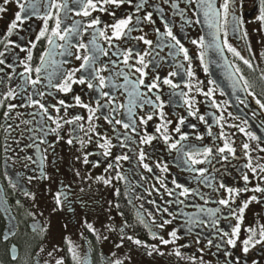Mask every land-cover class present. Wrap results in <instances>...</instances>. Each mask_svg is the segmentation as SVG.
Instances as JSON below:
<instances>
[{"label": "snow or ice", "instance_id": "obj_1", "mask_svg": "<svg viewBox=\"0 0 264 264\" xmlns=\"http://www.w3.org/2000/svg\"><path fill=\"white\" fill-rule=\"evenodd\" d=\"M181 2L185 7H180ZM13 3L17 10L0 34V109L4 121L0 128L4 130L6 167L8 160L13 159L9 153L19 158V152L33 149L36 158L26 154L23 159L37 164L40 179H48L44 171L47 153L51 149L54 154L56 145L63 141L79 153L73 163L85 169L82 175L80 169L74 168V176L87 184L89 190L92 184L111 189L109 213L116 209L122 220L117 225L109 215L104 227L109 233L118 234L117 248H123L128 241L143 249L147 256L175 257L177 264H211L206 259L208 253L216 257V264H264V211L255 213L251 219L246 215L254 205L264 209V134L228 123L229 118L240 120L250 128L251 120L264 116V100L251 90L252 84L238 65L226 63V79L232 94L238 105L249 109L251 117L238 105L236 115L228 112L225 117L226 109L215 98L220 87L217 81L209 80L208 85L214 87L206 91L203 81L191 83L195 79L192 57L174 32V19L161 6L168 5L173 17H180L181 30L196 24L209 29L207 36L191 40L200 49L198 58L205 73L209 70L207 53L215 52L224 58L225 49L255 72L259 65L253 63L256 53L252 52L251 44L248 58L227 39L229 30L237 38L241 33L245 39L248 36L243 16L246 0H222L219 4L217 0H0V18L10 11ZM254 7L256 14L251 22L264 32V0H254ZM189 11L191 17L187 15ZM33 20L41 21L35 33L25 27ZM148 26L149 31H145ZM150 34L157 39L149 38ZM41 42L45 47L34 65V52ZM163 48L169 49L167 57L160 56ZM180 54L188 62L187 67L175 62ZM260 57L264 60V52ZM74 61L79 62L78 66L66 67ZM163 64L176 70L162 76L159 69ZM260 79L264 80V69L260 70ZM224 94L221 88V95ZM197 96H203L208 108L215 111L202 113ZM249 97L256 109L251 108ZM179 107L184 108V114H176L173 119ZM25 116L29 118L22 119ZM193 120L197 123H192ZM198 124L206 126L207 136L213 137L211 144L188 143L192 136L204 140L205 134L197 131ZM260 124L264 125V120ZM214 125L220 129L218 134L212 131ZM225 128L235 132H226ZM237 133L247 138L239 145L234 139ZM25 136L28 142L21 144ZM157 143L163 144L169 154L175 153L172 163L190 174L189 184L194 183L195 187L181 183L176 177L169 180L168 161L153 157ZM240 160L243 162L232 163ZM124 162L131 167L125 169ZM101 168L99 175L92 174V170ZM137 169L143 172L133 182L129 174L135 177ZM225 176H231L232 182ZM34 178L28 176L29 182ZM9 183L24 197L35 199L22 184L11 180ZM121 183L123 192L118 186ZM201 186L208 191H202ZM141 188L154 198L145 199L143 192L136 191ZM62 189L65 190L53 196L54 210H63L65 204L71 210V185H62ZM80 191L83 193L85 189L81 187ZM122 196L136 209V223L148 230L154 243L140 239L133 231L134 226L123 219L124 213L119 211ZM136 201L140 203L137 205ZM145 203L152 208H145ZM16 204L22 206L19 200ZM189 208L194 211H187ZM0 212L9 221L3 235L7 242L16 227L8 200L2 194ZM30 214L34 220L30 225L32 231L44 232L46 228L35 220L36 214ZM84 226L97 239H108L101 237L86 219ZM67 243L72 264H87L71 241ZM193 246H196L194 253L184 251ZM8 255L12 261L19 259L16 245H11ZM130 259L127 254L123 259L115 253L103 256L104 264H125ZM56 264H65V258L56 259Z\"/></svg>", "mask_w": 264, "mask_h": 264}, {"label": "flooded vegetation", "instance_id": "obj_2", "mask_svg": "<svg viewBox=\"0 0 264 264\" xmlns=\"http://www.w3.org/2000/svg\"><path fill=\"white\" fill-rule=\"evenodd\" d=\"M222 0H217V3H221ZM164 8V11L168 16L174 19L175 27L174 32L182 39V42L185 44V47L188 48L189 54L192 57L191 63L192 68L195 73V79L191 83L196 84L197 81H203V87L205 91L208 87H214V85H208L209 80H213L209 70L208 73H205L203 70V65L200 63L198 58V49L195 45L191 43L192 39H198L201 34V29L199 24L188 25L181 30L182 21L179 16L173 17L172 10L168 5H161ZM180 7H185L184 3L181 2ZM16 6L13 3L10 5V11L4 14L3 18H0V34L4 33L6 30L7 23L14 17L16 11ZM151 10V9H149ZM256 14V9L254 7V0H246L245 7L243 9V16L246 21L244 27L247 29L248 36L245 39L241 33L240 37L237 38L235 35L230 33L228 35V42L235 47L238 51L241 52L245 57L251 58L248 45L251 44L252 52L256 53L255 59H253L254 65H259V68L255 72L249 70L245 65L242 64L238 58L234 57L230 52L225 49L224 53L230 64L238 65L243 75L249 82L252 84V91H254L258 98L264 100V80L260 79V70L264 68V60L261 59L260 54L264 52V32L258 31L259 25L251 22ZM189 17L192 16L191 11L187 13ZM71 23V20L68 21ZM41 21L33 20L29 25L25 27H30V30L35 33L38 32ZM149 27L145 28V31H149ZM163 31V28H161ZM134 33L133 35H136ZM25 35V33H21ZM149 38L154 41L157 39L155 34H150ZM223 39V34H221ZM16 39V37H13ZM45 44L41 42L38 44L37 49L34 52V65L38 63L39 53L44 49ZM143 47V46H142ZM169 49L163 48L160 50V56L167 57ZM24 54L21 53V56ZM176 63H183L187 67L188 62L183 60L182 54L175 61ZM79 62L74 61L73 64L66 65V67L78 66ZM176 70L173 67H169L167 64H163L159 69L162 76H166L169 71ZM107 75V73H105ZM177 80L180 78L177 77ZM122 82V81H119ZM167 92L168 89L165 88ZM119 95V93H118ZM200 104L202 113H208L209 111H215L214 109H209L203 96L196 97ZM215 98L218 102L221 103L222 109L224 111L225 117H227L228 112H232L234 115L237 114L232 108L230 102L225 97L221 95V91L217 88L215 92ZM123 99V97H121ZM228 101V104L224 102ZM251 102V108L256 109L257 106L255 102L249 97ZM236 106L238 102L235 101ZM243 112L248 113V116L251 117V112L248 108H245L243 105H238ZM19 111H24L19 109ZM77 111H83L77 109ZM166 111L171 112V109H166ZM3 110L0 109V124H3ZM87 115L86 113H84ZM176 114H184V108L179 107L175 109V112L172 115V118H176ZM29 117L25 116L22 119H27ZM264 120V116H259L256 120H251V125L253 124L261 135L264 134V125L260 124V121ZM192 123H197V121H191ZM211 123V121H210ZM229 124L238 123L242 127L248 128V130L253 131L252 127L242 124L240 120L228 119ZM24 126L21 125V128ZM154 127V125H150ZM186 131L191 132V129H185ZM218 126H213V133L218 134ZM19 130H17L18 132ZM197 131L199 133L205 134L203 141H198L192 136L188 143L192 145L202 146L212 143L213 137L207 136L206 126L203 124H198ZM226 132L232 133L235 132V129L225 128ZM67 132V129H65ZM17 135V133H13ZM67 139V136H65ZM236 144L239 145L242 140L247 139L243 134L237 133L234 137ZM49 140H54V137H49ZM3 142H4V130L0 128V194L5 196L10 205L11 216L14 217V224L16 227L15 234L10 237V239L5 242L3 235L6 228L9 226V221L5 218V215L0 212V264H56V259L60 257L65 258V264H72L71 258L67 253L68 241H71L72 245L75 246L76 252L81 257H84L87 261V264H104L103 256H111L112 253H115L116 257L124 258L125 255L131 257L130 260H126L125 264H177L176 258L171 256H147L143 249H137V247L131 244L128 241L124 242L123 248H117L116 244L119 243V236L116 233H109L106 231L104 225L108 223L109 215H111L116 221L117 225L121 222L122 218L118 215L116 209H112L111 213L108 210V200L113 199L111 195V189L104 187L103 185L92 184L91 190L88 189L87 184H82L79 179H77L73 174V169H80L81 174L83 175L85 169L84 166L76 163L74 164V157L79 155L75 149L66 145L63 141L56 145L55 153L53 154L52 150L49 149L47 153V162L44 166V171L48 179L39 178V170L37 164L26 161L23 157L27 155H35L33 149H27L23 152H19V158H16L15 153H9V156H12L13 159H9L7 162V167L5 165V155L3 151ZM27 137L21 140V144L27 143ZM11 143V141H9ZM250 143L255 145L254 141ZM153 157L159 158L161 160H166L169 163L170 175L171 178L176 177L181 183H185L190 187H195L194 183L189 184L191 176L188 172L182 171L174 163H172V157L175 156V153L169 154L165 149L163 144H155V148L152 150ZM243 161H232L233 164H239ZM131 165L128 162H124V168L128 169ZM219 167V165H217ZM35 170V171H34ZM7 171V176L5 175ZM103 169L92 170L93 175H99ZM137 175L135 177L129 174V178L135 182L139 179V173L143 172V169H137ZM146 175H150L145 173ZM163 175V174H161ZM219 175V174H217ZM235 171L232 172V176H235ZM28 176L36 177L31 182L28 180ZM225 179L232 182L231 176H225ZM9 180L12 182H17L22 184L25 191H29L34 194L35 199H30L24 197L21 192L17 189H13ZM154 182V181H153ZM62 185H71V192L69 193V199L72 201L71 210L67 204L64 205L63 210H54L56 205L53 200V196L57 191L65 190L62 189ZM121 188V191L124 190V184L118 185ZM83 187L85 191L81 193L80 189ZM145 187H148L146 184ZM201 190L207 192L208 189L201 186ZM137 192H143L145 199H152L154 197H148L147 193L144 190L136 189ZM19 200L22 206H17L16 201ZM83 201V204L81 203ZM197 203H201L199 200ZM121 208L119 211L124 213L123 219H127L130 224H132L133 231L135 234L142 240H145L149 243H154L149 238L148 230L142 225L136 223V209L128 204L127 200L122 196L119 199ZM137 205L140 201H136ZM86 205V206H85ZM213 206V205H209ZM145 208L151 209L152 205L145 203ZM187 211H194V209H187ZM264 211L260 206L254 205L251 207V210L246 214L248 219H251L255 213ZM30 213H35V220L39 221L42 225L45 226L46 230L44 232L32 231L30 225L34 223L33 216ZM92 223L94 227L99 231L101 237L107 236L108 239H97V237L91 233L85 226L84 220ZM66 225V227H65ZM172 226L168 227V231L171 230ZM83 234V235H82ZM194 239V237H192ZM183 243V241H181ZM16 245L19 250V259L12 261L8 255V250L11 245ZM41 248L44 250L41 251ZM170 247L165 249V252L169 251ZM189 253H194L196 251V246H193L191 249L184 250ZM213 252L215 249L212 250ZM52 253L49 256V253ZM206 259L211 262V264H216V257L212 256L211 253L206 254Z\"/></svg>", "mask_w": 264, "mask_h": 264}, {"label": "water", "instance_id": "obj_3", "mask_svg": "<svg viewBox=\"0 0 264 264\" xmlns=\"http://www.w3.org/2000/svg\"><path fill=\"white\" fill-rule=\"evenodd\" d=\"M200 29H201V34L202 36H207V33L209 29L203 25L199 24ZM232 34V32L230 31ZM206 62H208V68H209V73L212 77L213 80L217 81V83L220 85L218 88L221 91V88L224 90V95L228 99L233 108V110L236 112V98L232 94V89L229 85V82L226 79V70L224 68V65L226 63H229L225 53H224V58H221L218 56L215 52L209 51L206 56ZM230 64V63H229ZM238 95L243 96V93H238ZM252 129L254 132H256L258 135H261L260 131L257 130V128L252 124L251 125Z\"/></svg>", "mask_w": 264, "mask_h": 264}, {"label": "rangeland", "instance_id": "obj_4", "mask_svg": "<svg viewBox=\"0 0 264 264\" xmlns=\"http://www.w3.org/2000/svg\"><path fill=\"white\" fill-rule=\"evenodd\" d=\"M264 69V68H263Z\"/></svg>", "mask_w": 264, "mask_h": 264}]
</instances>
